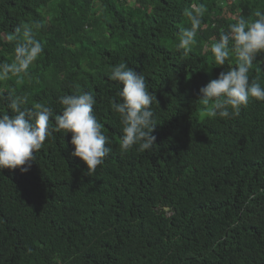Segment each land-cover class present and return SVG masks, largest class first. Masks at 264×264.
<instances>
[{
    "label": "trees",
    "instance_id": "1",
    "mask_svg": "<svg viewBox=\"0 0 264 264\" xmlns=\"http://www.w3.org/2000/svg\"><path fill=\"white\" fill-rule=\"evenodd\" d=\"M193 3L207 12L185 54L177 44ZM257 9L264 0H0V63L11 62L8 37L21 25H41L44 49L27 75L0 81V94L59 114L60 96L92 92L111 141L91 174L64 132L46 139L27 173L0 169V264H264V101L229 118L201 115L197 101L236 66L234 55L217 66L211 42ZM122 60L158 100L150 151L120 148L112 104L122 85L109 77ZM249 75L264 85V55Z\"/></svg>",
    "mask_w": 264,
    "mask_h": 264
},
{
    "label": "clouds",
    "instance_id": "2",
    "mask_svg": "<svg viewBox=\"0 0 264 264\" xmlns=\"http://www.w3.org/2000/svg\"><path fill=\"white\" fill-rule=\"evenodd\" d=\"M206 12L203 3H193L183 10L191 27L180 29L177 47L185 54L196 43ZM40 27L39 23L21 25L15 29L14 36L8 37L9 41H15L14 52L11 62L0 63V81L28 74L44 50L34 33ZM210 51L217 66H224L233 55L236 66L229 67L199 89L197 101L203 106L201 115L237 117L251 99L264 101V85L249 75L256 57L264 55V11L257 9L253 17L239 16L227 31H221L218 40L211 42ZM109 78L122 85L117 93L120 102L112 104L122 124L121 151L127 152L133 147L140 152L152 150L157 139L153 134L157 123L152 107L158 102L156 95L149 91L144 75L123 60L111 68ZM0 100H5L9 109L0 113V169L19 168L27 173L36 161V153L54 132L71 133L72 156L86 163L88 174L103 165L111 152L106 146L111 143L110 138L94 113L96 98L92 92L77 91L60 96L59 114L41 102L27 106L28 96L18 95L14 90L0 94Z\"/></svg>",
    "mask_w": 264,
    "mask_h": 264
}]
</instances>
